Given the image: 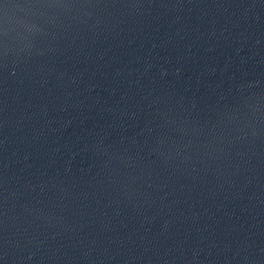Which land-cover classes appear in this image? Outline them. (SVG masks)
<instances>
[{
    "label": "water",
    "instance_id": "obj_1",
    "mask_svg": "<svg viewBox=\"0 0 264 264\" xmlns=\"http://www.w3.org/2000/svg\"><path fill=\"white\" fill-rule=\"evenodd\" d=\"M0 264H264V0H0Z\"/></svg>",
    "mask_w": 264,
    "mask_h": 264
}]
</instances>
